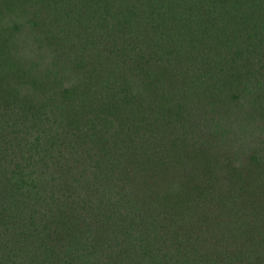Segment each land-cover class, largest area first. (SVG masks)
Masks as SVG:
<instances>
[{
    "label": "trees",
    "instance_id": "obj_1",
    "mask_svg": "<svg viewBox=\"0 0 264 264\" xmlns=\"http://www.w3.org/2000/svg\"><path fill=\"white\" fill-rule=\"evenodd\" d=\"M0 264H264V0H0Z\"/></svg>",
    "mask_w": 264,
    "mask_h": 264
}]
</instances>
